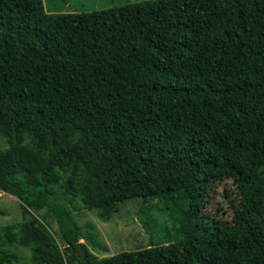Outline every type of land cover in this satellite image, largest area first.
<instances>
[{
	"label": "trees",
	"instance_id": "1",
	"mask_svg": "<svg viewBox=\"0 0 264 264\" xmlns=\"http://www.w3.org/2000/svg\"><path fill=\"white\" fill-rule=\"evenodd\" d=\"M0 135V190L45 210L0 228V264H264V0H0ZM225 179L240 193L229 223L202 207ZM78 196L104 217L166 198L181 239L98 257Z\"/></svg>",
	"mask_w": 264,
	"mask_h": 264
},
{
	"label": "rangeland",
	"instance_id": "2",
	"mask_svg": "<svg viewBox=\"0 0 264 264\" xmlns=\"http://www.w3.org/2000/svg\"><path fill=\"white\" fill-rule=\"evenodd\" d=\"M139 1L143 0H44V5L47 12L60 13L98 10ZM7 147L6 138L0 135V149ZM56 190L62 201L70 200L71 197L61 189L56 188ZM204 200L203 213L210 215L215 222L229 223L235 216L240 193L233 179L215 180L211 183ZM44 213L45 210L24 208L16 196L0 190V228L30 221L34 217L42 220ZM71 213L89 237V239L82 238L81 242L87 244L92 253L98 257L149 247L153 243L181 239L177 221L166 198L128 200L120 203L111 216L104 217L99 208H83L81 196H78L73 200ZM47 219L50 223L49 229L64 249L58 234V223L50 217ZM5 245L8 249L22 255L23 261L31 260L30 248L11 242Z\"/></svg>",
	"mask_w": 264,
	"mask_h": 264
}]
</instances>
